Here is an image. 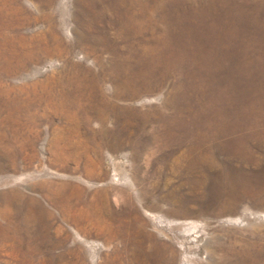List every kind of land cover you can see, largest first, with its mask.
<instances>
[{
	"label": "rangeland",
	"instance_id": "374dc122",
	"mask_svg": "<svg viewBox=\"0 0 264 264\" xmlns=\"http://www.w3.org/2000/svg\"><path fill=\"white\" fill-rule=\"evenodd\" d=\"M0 264H264V0H0Z\"/></svg>",
	"mask_w": 264,
	"mask_h": 264
},
{
	"label": "bare ground",
	"instance_id": "6f19581e",
	"mask_svg": "<svg viewBox=\"0 0 264 264\" xmlns=\"http://www.w3.org/2000/svg\"><path fill=\"white\" fill-rule=\"evenodd\" d=\"M92 199V198H91ZM94 208V207H93ZM93 218V217H92ZM86 235V234H85ZM126 236V235H125ZM121 237V236H120ZM113 238V237H112ZM122 238V237H121ZM128 238V237H127ZM122 240V239H121Z\"/></svg>",
	"mask_w": 264,
	"mask_h": 264
}]
</instances>
